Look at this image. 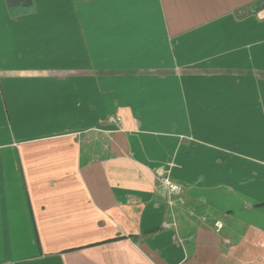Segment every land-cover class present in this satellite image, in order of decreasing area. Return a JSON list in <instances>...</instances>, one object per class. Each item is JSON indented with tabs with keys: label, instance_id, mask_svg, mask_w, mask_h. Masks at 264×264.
Listing matches in <instances>:
<instances>
[{
	"label": "crops",
	"instance_id": "crops-1",
	"mask_svg": "<svg viewBox=\"0 0 264 264\" xmlns=\"http://www.w3.org/2000/svg\"><path fill=\"white\" fill-rule=\"evenodd\" d=\"M0 264H264V0H0Z\"/></svg>",
	"mask_w": 264,
	"mask_h": 264
},
{
	"label": "built area",
	"instance_id": "built-area-1",
	"mask_svg": "<svg viewBox=\"0 0 264 264\" xmlns=\"http://www.w3.org/2000/svg\"><path fill=\"white\" fill-rule=\"evenodd\" d=\"M159 184L162 191H164L168 196L178 198L183 194V187L173 181L168 177L159 178ZM221 225L217 226L216 229L219 231Z\"/></svg>",
	"mask_w": 264,
	"mask_h": 264
},
{
	"label": "water",
	"instance_id": "water-1",
	"mask_svg": "<svg viewBox=\"0 0 264 264\" xmlns=\"http://www.w3.org/2000/svg\"><path fill=\"white\" fill-rule=\"evenodd\" d=\"M30 3V0H7L9 6L20 5L26 6Z\"/></svg>",
	"mask_w": 264,
	"mask_h": 264
}]
</instances>
